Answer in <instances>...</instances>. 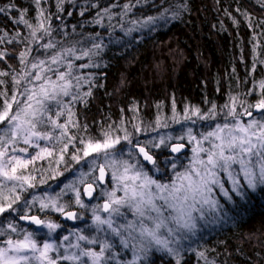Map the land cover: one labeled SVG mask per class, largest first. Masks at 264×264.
Listing matches in <instances>:
<instances>
[{
  "label": "trees",
  "instance_id": "16d2710c",
  "mask_svg": "<svg viewBox=\"0 0 264 264\" xmlns=\"http://www.w3.org/2000/svg\"><path fill=\"white\" fill-rule=\"evenodd\" d=\"M126 4L131 7L125 13ZM0 9H3L0 11V53L3 54L0 73H5L0 75L3 81L0 110L4 100L11 101L13 96L22 105L24 90L36 74L47 71V63L53 69L45 76L55 81L58 73L69 71L71 63V94L61 96V105L53 104L43 119L50 116L66 125V129L73 121L74 128L67 129L65 134L75 141L69 150L73 156L83 146L82 140H102L106 132L113 138H122L124 130L131 133L133 125H141L142 132L132 138L133 143L139 141L147 146L161 174L153 176L151 170L155 168L143 163L144 170L158 182H170L172 163L184 165L185 160L171 151L169 143L191 147L184 137L183 142L176 143V134L185 136L188 130L193 136H199L200 131L207 134L215 125L229 123L226 114L231 109L242 106L251 111L264 99V89L260 87L264 82V0H140L139 3L137 0H39V3L37 0H0ZM161 14L164 18L155 24L137 23ZM21 17L32 27L21 22ZM33 30H36L35 36ZM49 44L54 47H47ZM97 44L101 47L95 48ZM69 49L73 50L71 54ZM84 52L89 55L84 56ZM53 57H58L55 64ZM41 61L44 63L40 64ZM34 63L38 67L31 69ZM14 78L20 83L16 84ZM73 96L77 99L73 100ZM196 110L199 114L193 113ZM240 111L235 112L237 119ZM58 112L62 114L57 115ZM159 120L171 122L173 126L169 129L174 136L165 134V144L158 148L149 142L159 144L160 139L153 138L147 129ZM241 121L247 122L244 116ZM186 125L189 129L184 128ZM44 126L41 128L50 129ZM114 152L118 159L131 161L124 152ZM133 152L136 153L135 149ZM70 160L59 166L47 161L36 163L30 171L36 184L46 180V185L52 183L49 179L54 173L52 169L62 174L55 192L69 210L76 209L79 215L83 214L86 222L77 221L75 225L61 223L59 219L56 222L65 230L81 231L92 237L94 233L87 226L91 216L86 213V204L100 205L106 200L100 193L110 186V179L104 188L98 186V160L92 163L90 176L82 162L71 165ZM105 167L110 174V167ZM87 184L97 187L91 202L85 200L82 191ZM77 191L84 207L76 203ZM21 196L23 201L37 198L33 190ZM249 197L246 202L233 194L232 202L219 197V209L210 211L209 220L199 222L195 235L189 233L177 244L179 257L152 249L147 260L139 264H176L177 258L180 264H264V191L258 188L256 193L249 192ZM24 211L40 219L48 214L34 204ZM22 214L17 212L18 216ZM213 214L220 219L216 221ZM10 216L14 222H10ZM118 221L123 223L121 219ZM9 223L18 230L13 233L16 238L24 229L37 233L38 228L28 229L14 214L1 216L0 228L8 227ZM82 225L85 227L81 228ZM109 240L112 242V238ZM115 241L116 247L106 253L115 259L108 264H127L129 248L125 249L116 238ZM57 264L79 262L59 259Z\"/></svg>",
  "mask_w": 264,
  "mask_h": 264
},
{
  "label": "snow or ice",
  "instance_id": "6c2138e0",
  "mask_svg": "<svg viewBox=\"0 0 264 264\" xmlns=\"http://www.w3.org/2000/svg\"><path fill=\"white\" fill-rule=\"evenodd\" d=\"M140 0H137L139 3ZM39 3V0H37ZM131 5H125V13L130 10ZM3 11V9H0ZM42 15V13H41ZM164 14L159 17L149 16L143 21L137 22L142 26H148L155 24L157 20L163 19ZM21 22L25 23L29 28L32 25L28 24L26 20L21 17ZM40 27H43L41 21ZM134 29H129L132 31ZM36 30H33L32 35L35 36ZM47 47H54V45H47ZM100 48L99 44L94 46ZM71 53L73 50H67ZM3 54L0 53V56ZM84 56H88L89 52H84ZM24 53L21 54L23 58ZM78 59L81 57H77ZM58 61V57L52 58V63L55 64ZM41 61L40 64H43ZM90 65H83L88 67ZM33 68L38 65L33 64ZM73 65L68 64V72L58 73L57 80L53 81L51 78H47L43 83L39 85V90L36 87L25 89V100L21 105V101L17 100L16 96L4 100L2 110H0V124L7 122V127L0 129V216L5 213L11 215L12 213L24 212L19 216L20 220L28 221L30 224L37 226V228H46L48 235L55 233L61 225L40 219L35 215H28L25 209H30L32 204L36 202L37 198H33L31 201L25 200L20 207H14L20 203L22 197L16 193L17 183L21 190L24 189V185L28 187H34L31 181L34 177L25 176L21 170L28 167L30 163H33L36 159H42L43 154L52 155V152L48 148L41 147L40 152L31 159L25 160L21 156L9 155V145L17 143L18 139H22L23 143L30 146L40 147L38 143L40 140H50L51 136L48 132H40L38 126L45 123L43 116L45 112L51 110L53 104L59 106L62 101L61 96H69L71 94L72 80L71 69ZM5 75V73H0ZM15 79V78H14ZM42 77L37 74L35 80L40 81ZM77 81L80 77H75ZM62 82V83H58ZM3 83V81H0ZM15 83L19 84L20 80L15 79ZM260 87L264 89V82ZM87 93L86 95H90ZM6 95V94H5ZM73 100L77 97L73 96ZM13 103L20 105L18 110L13 114ZM257 110H264V99H261L259 103L254 105ZM214 112V109H213ZM62 113L58 112L57 115ZM195 114H199V110H196ZM246 114L251 116L252 113L246 110ZM227 116L233 118V123L225 122L223 125L217 124L214 131L209 132L206 136H202V139L197 140L195 136L191 134L189 130V140L195 141V147L192 151L194 153L190 166L183 172H176L175 179L171 183H159L156 179H153L144 170V164L141 160L136 159L135 163H131L129 160L118 159L114 151L116 146L121 143V137H112L110 132L104 134L103 141H92L83 143L84 149L83 157H88L93 153H103L105 159L109 162V166L113 168L112 178L117 181L119 187L115 190L106 193L107 202L103 205V211L109 213L107 218H102L96 214L93 209V225L98 231H103L105 225L110 232L120 237V243L125 249L129 248V240L137 241L131 245L134 258L127 262V264H139L142 260H147L148 253L152 250L153 246H158V250H163L168 255L179 257V251L173 247H170V243L179 244L182 239L187 237L183 235L182 230L195 235L196 217L193 216L194 212H200V218L203 219V205L211 202L215 207L218 201H210V194L213 193V186L220 190L227 200L232 202V194L240 197L242 201L250 199L249 192L256 193L259 188L260 191H264V119H253L249 122L242 123L235 119V109H231ZM189 117H186L188 119ZM204 118V117H201ZM52 125L65 129L62 135L66 134V125L59 124L57 121L48 117ZM123 140L127 142L131 147L128 149L130 157L134 155L141 156L143 161L153 165L156 171H159L157 161L153 155L150 154L147 146L141 145L139 141L135 144L131 138V134L126 130ZM136 131L139 132L140 128L137 127ZM210 141V147L204 148L202 146L203 141ZM170 140L171 137H168ZM183 139V137H181ZM71 142V141H70ZM152 147H160L165 144V138L161 137L159 144H152ZM66 144L63 151L67 150ZM184 148L183 144L174 145L171 151L178 153ZM133 149L137 152L134 153ZM16 148H12V152H16ZM20 152H27V148H20ZM201 154L206 155V159ZM83 157L74 155L72 159L79 162ZM61 160L63 156L61 155ZM94 163V161H93ZM139 165V167H137ZM171 167L176 168V164L172 163ZM122 169V171H121ZM101 181L104 180L105 170L103 166H100ZM221 173L224 174V178H221ZM243 178V183L241 182ZM53 179L55 177H52ZM225 179L230 184L229 188L225 187ZM5 181L12 182L11 187L8 188L9 195L5 194L4 189L7 185ZM83 182V181H81ZM122 191L123 196H117L116 192ZM92 185H88L85 188V194L89 197L92 196ZM76 203L84 207L83 202L80 200L79 191L76 192ZM160 201L161 203H157ZM200 205V207H197ZM51 207L57 212H60L66 216L69 220L77 219V215L74 212H65L64 207L60 205L57 200L52 199L50 203H40V208L47 209ZM125 207L133 212V215L139 217V228L135 221L120 224L114 227V221L112 214L123 215L121 208ZM165 212L168 215L165 216ZM155 213V216L151 215ZM151 220L153 227H148L144 224V220ZM171 221L175 225V228L168 227L167 222ZM8 227L12 232H16L17 228L13 223H9ZM162 228L167 229L168 236L175 237L174 241H169L167 238H162L160 230ZM23 231L22 239L8 238L3 243L6 247H0V264H57L59 259L78 261L79 264H86L82 259L87 257L90 260V264H108L110 260L115 259L112 255H106L110 253L113 245L107 240L100 247V250L94 251L92 249H81L78 254L57 256L55 259L49 255L50 252H59L57 244L51 241H38L36 239V233ZM127 233V237L123 233ZM134 232H138L137 235H133ZM177 233H180L177 236ZM4 235V231L0 229V236ZM65 241L69 239L68 236H64ZM78 241H86L88 244H96V239H89L83 234H77ZM72 248H80V244L69 245ZM200 255H203L201 253ZM176 264H180L179 258L176 260Z\"/></svg>",
  "mask_w": 264,
  "mask_h": 264
},
{
  "label": "rangeland",
  "instance_id": "374dc122",
  "mask_svg": "<svg viewBox=\"0 0 264 264\" xmlns=\"http://www.w3.org/2000/svg\"><path fill=\"white\" fill-rule=\"evenodd\" d=\"M69 54H71V53H69ZM60 63L61 62H58V66L61 65ZM31 69H33V67H31ZM46 69H47V71L45 69L42 72L40 71V76L42 77V79L40 81H37V80H35V77H34V79H32V81H30V84L28 85V87L26 89H28V88L30 89V88H33L35 86L36 87V90L38 91L39 90V85L41 83H43L45 79L49 78V77H46L45 76V73L50 72L53 69V66L50 63H47ZM51 80H53V79H51ZM53 81H55V80H53ZM34 82H36V83H34ZM24 93H25V90H24ZM24 97H25V95H24ZM260 100H259V102H260ZM18 107L17 108H14V105L12 106V113L13 114L18 110ZM238 108L239 109L236 108L235 112L241 110L239 112L240 113L239 117H241V118L239 119V117H238V119L240 120V122H242L241 120H242L243 116H246L247 115L246 114V110L242 106H239ZM254 108L255 107L253 106V108H252V110L250 112H252L254 110ZM193 113L195 114V112H193ZM193 116H195V115H193ZM227 118L229 120V123H233V118L232 117L227 116ZM235 119L238 120L236 117H235ZM253 119H257V120L264 119V110H262L261 113L256 114V117H252L251 119H246V121L249 122V121H251ZM52 120H55V119H52ZM44 121H49V120L46 118ZM207 123H208V121H207ZM1 125H4V126H1ZM44 125L48 126L50 129L45 130L44 128H41ZM220 125H223V124H220ZM0 126H1L0 129H3V128L7 127V122H5L4 124H0ZM171 126H173L171 124V122H163V121H160L159 120V121L155 122V124L153 125V127H149L147 130L150 132V134L153 136V138L160 139L161 137H164L165 134L166 135L171 134L169 136H172L174 134L173 131H171L169 129V127H171ZM48 127H45V128H48ZM137 127L140 128V131L139 132L136 131V128ZM215 127H216V125L213 128H211V130H208L207 131V134L209 132H211V131H214L215 130ZM69 128H74L73 121H71L70 124L68 123L67 129H69ZM132 128L133 129H132L131 133H129V134H131V138L138 137L141 134V132H142L141 125L140 126L133 125ZM184 128L189 129L187 125L184 126ZM67 129H66V131H68ZM38 130L40 132H42V133L43 132H48L50 134V136H51V139L50 140H40V141L35 142V143H38L40 147L26 145V144L23 143L22 139H18L16 144L9 145V147H8L9 155L21 156L25 160L31 159V157L36 156L37 153L40 152V148L41 147L48 148L49 151L52 152V155H50V156L49 155H46V154H43V158L42 159H36L33 163H30L27 168L22 169L21 172L25 176L34 177V174H33V172L30 171V168L32 166H34L36 163H43V162H46L47 161L51 165L59 166V165H62L63 162H67L68 163L69 160L73 157V154L69 150L71 148H73L72 145L75 144V141L72 138H68L65 134L62 135V133L65 132L64 129L57 128V127L53 126L52 123H51V121H49V123H46L45 122V123L39 125L38 126ZM55 132H58V133H55ZM174 132H175V130H174ZM53 133H55L56 137L53 136ZM186 133H185L186 134L185 136H181V134H176V143H178L180 141L183 142L182 139H181V137H184V138H186V139L189 140V135H188L189 130ZM207 134L204 133V131H200V135L199 136H197V135L196 136L194 135V136L197 138V140H200V139H202V136H206ZM124 135H125V133H123V136ZM122 138H121V143L118 144L116 146V148L114 150H112V151L119 150V151H122V154L124 152L125 154L129 155L128 149L131 146L128 145L127 142L124 141ZM87 141L88 140H85V142H87ZM94 141H103V139L102 140H94ZM210 141L211 142H214V141H212V138H210V140H208V141H203L202 146L204 148H209L210 147ZM189 143L191 144L190 145L191 147H189V146H187L186 144L183 143L184 148L181 149L180 152L176 153V155H178V157H181V159L183 161L185 160V162H183V164L184 163L185 164L182 165L179 162L176 163V168L175 169L172 168V172L170 174L172 180L175 179V173L176 172H183L186 168H188L190 166V163H191L192 158H193V155H194L192 149H193V147H195V141H191L190 142V140H189ZM66 144L68 145L67 150L62 152V149L64 148V146ZM169 144H170L169 145V148L171 149L172 148V145L174 143L171 142ZM84 146L85 145L83 144V146H81V148L79 150L74 151V153H75L76 156L83 157V151L82 150L84 149ZM12 148H16L17 151L16 152H12ZM20 148H27V152L26 153L20 152L19 151ZM188 149H190L189 150V153L186 152V150H188ZM61 155L63 156V160H61ZM201 155H202L203 158L206 159V155L205 154H201ZM130 158H131V161L130 160L129 161L131 163H135V160L136 159H139L138 155H134L133 157H130ZM95 160H98L100 163H103L108 168L110 167L109 166V162L105 159L103 153H100L99 155L96 154V153H93L92 155H90L88 157H83L82 159L79 160V162H77L76 160H73V161L70 160L71 161L70 163H71V165H75V164H80L82 162V165H84L85 168H87L88 175L90 176L92 174V170H93L92 163H93V161L95 162ZM98 164H96V165H98ZM137 167H139V165H137ZM51 169H52V167H51ZM121 171H122V169H121ZM52 172H54V173L49 175V179H50V181L52 179V183L50 182L49 185H46L47 184L46 180H41V181L38 182V184H36L35 183V178H34L31 181V183L34 184V187H28V185L25 184L24 185V189H26V190H23L22 191L21 188H20V186H19V182H16L17 183L16 193H18V194L21 195L22 193H27L28 191L33 190V193L37 197L36 202L33 203L34 205H36L37 207H40V203L41 202L50 203V201L52 199H55V200H57V202L60 205H62L64 207V210L66 212V211L69 210V206H67L66 204H64L62 202L61 197H58V195H57V193L55 192V189H54L55 186L58 185V182L61 180V178H62L61 175L62 174H60V172H57L56 170L54 171L53 169H52ZM112 172H113V168L110 167V174H111L110 175V178H109L110 179V186L109 187L106 186V189L105 190H102L101 193H100V195L103 198L106 199L105 201H107V199H108L107 196H106V193L111 192V191L115 190L117 187H119L117 181H115L112 178ZM151 172H152L153 176L154 175L161 174L160 173V169H159V171H156L155 169H152ZM220 175H221V178H224V174L223 173H221ZM52 177H55V178L53 179ZM77 179L80 180L81 177L79 175H77ZM153 179H156V178L154 177ZM171 182L172 181H170V182H159V183H171ZM241 182L243 183V178L242 177H241ZM4 183L7 185V187L4 189L5 194L6 195L11 194V193L8 192V188L11 187L12 182L5 181ZM41 185H42V187H41ZM225 187L226 188H229L230 187V184L227 182L226 179H225ZM59 188H60V186L57 189L59 190ZM39 189H40V191H38ZM46 190H47V192H46ZM44 192H46V193H44ZM116 195L117 196H123V192L122 191H117L116 192ZM233 195H235V194H233ZM219 197L220 198H225L223 195H221L220 190L218 188H216L215 186H213V193L210 194V201H212V200H216L217 201L219 199ZM23 202L24 201L21 199L20 203L17 204V205H14V207H20L23 204ZM157 203L159 204L161 202L160 201H157ZM197 207H200V205H197ZM219 207L220 206L218 204L215 207H213L212 204H211V202L209 204H204L203 205V208H202V211H203V219L209 220L210 217H211L210 211L215 212V211H217L219 209ZM93 209H95L96 214L100 215L102 218H107L109 216V213H105L103 211V206L102 205H99L98 203H96V204H93V205L89 206V205L86 204V213L87 214H90V216H91L90 222L87 224V226H89L90 232L91 233H94V234H92V237L89 236V235H87V234H85V233H83V232H81V231L79 233H76V231L75 230H72V229L65 230L64 227L61 226L60 228H58L56 230L55 233H52L51 235H48V230L46 228H38V229H35L37 231V233H36L37 234L36 235V239L37 238H40V240H38V239L37 240L38 241H41V242H43V241H51V242H54L55 244H57L58 246H60L59 247V252H50L49 253V255L52 256L54 259L57 256H61V253L62 252H65L66 254H69V255H72L73 253L78 254L81 249H85V250L92 249V250L98 252L100 250V247L103 245V243L106 240L113 245V248L112 249H114L116 247V243H117L115 241V238L118 239V241H120V237H117V236L113 235L110 232V230L107 228V225L103 226L104 227V230L103 231H98L97 230V228L93 225ZM43 210H47L48 214H45V216L42 218V220L52 221V222H55V223L59 224L58 222H56V220L59 218V216L62 215V213L55 211L51 207H49L47 209H43ZM121 213H123V215L112 214V218H113V221H114V227L120 225V222L118 221V219H121L123 221L122 224H126V223H129V222L135 221L136 224H137V228H139V219L140 218L134 216L133 215V212L130 209L125 208V207H122L121 208ZM5 214H7V213H5ZM12 214H14V217L17 216V213H12ZM151 215L155 216V213H151ZM167 215H168V212H165V216H167ZM193 216L196 217V228H195V230H196L198 228V226H199V222L202 224L204 220L200 218V212H194L193 213ZM55 217H56V219H55ZM213 218L216 221L220 219L219 216L214 215V214H213ZM8 219L10 220V222H14V220H15L13 218V216H10V218H8ZM78 219H79L78 221H80V222L83 221L84 224H85L86 221H85V217H84L83 214H80L78 216ZM0 221H1V216H0ZM144 224L147 225L148 227H153V223H152L151 220L145 219L144 220ZM167 224H168V227L175 228V225L172 224L171 221H168ZM84 227H85V225H82L81 228H84ZM0 229H2L4 231V235L0 236V247H6V245L3 242L6 241L8 238H12V239H18V238L19 239H22L23 238V234H24L23 231H22V233H21L20 236H19V233H18L17 234L18 237L16 238V237H14V234H13L15 232H12L9 227L6 226L5 228H0ZM7 231H8V233H7ZM182 232H183V235H185L186 237L190 233V232H187L185 230H182ZM99 233H100V235L98 237V234ZM77 234H83V235L87 236L89 239H96L98 242L96 244H88L86 241H78L77 240ZM123 234H124L125 237H127V233L126 232L123 233ZM133 235H137L138 236V232H134ZM160 235L162 236V238H167L169 241H174V239H175V237L168 236V233H167V229L166 228H162L160 230ZM179 235H180V233H177V236H179ZM64 236H68L69 239L67 241H65L63 239ZM109 236H110V238H112V242H111V240H109L110 239ZM77 243L80 244V246H81L80 248H72V247H69V245H75ZM133 243H137V247L139 246V244H138L137 241L129 240V250H130L131 254L128 257L125 256V258L127 257L128 262L131 261V259L134 258V253H133V250H132V247H131V245ZM170 247H173V248L176 249L177 248V243H174V242L173 243H170ZM97 248H99V249H97ZM152 249L158 250V246H153ZM158 251H163V250H158ZM82 259L83 260H87L89 263L87 261H85V262L87 264H90V260H88L87 257H83ZM71 261L72 260H70V262Z\"/></svg>",
  "mask_w": 264,
  "mask_h": 264
},
{
  "label": "bare ground",
  "instance_id": "6f19581e",
  "mask_svg": "<svg viewBox=\"0 0 264 264\" xmlns=\"http://www.w3.org/2000/svg\"><path fill=\"white\" fill-rule=\"evenodd\" d=\"M254 111V110H253ZM253 111L251 112V113H253ZM256 116V114H254L252 117H255ZM251 117V118H252ZM250 118V119H251ZM135 151L137 152V150L135 149ZM151 155H153V154H151ZM139 157V159L141 160V162L142 163H144L145 165H147V167H149V168H151V167H153V165L152 166H150V165H148V164H146L143 160H142V158L140 157V156H138ZM153 157L155 158V156L153 155ZM155 160H156V158H155ZM100 165H102V166H104L103 164H98V169H99V167H100ZM105 167V166H104ZM106 168V167H105ZM106 170H107V172H108V179H107V182H108V180H109V178H110V174H109V171H108V169L106 168ZM97 183H98V186H101V187H103L102 185H100L99 184V182H98V170H97ZM87 185H89V184H87ZM87 185H85V186H83V189H82V191H83V193H84V188L87 186ZM90 185H93V184H90ZM106 185H107V183H106ZM106 185H104V187L106 186ZM94 187H95V190H94V192H93V198H94V196H95V194H96V192H97V187L95 186V185H93ZM103 187V188H104ZM84 198H85V200L87 201V202H91L92 200H93V198L91 199V200H87L86 199V196H85V193H84ZM30 201V200H29ZM105 202H107V201H103L100 205H104V203ZM69 211H75L76 212V215H77V217L79 216V214H78V211L76 210V209H74V210H69ZM67 212V211H66ZM28 215H35V214H28ZM63 215V214H62ZM62 215L61 216H59V221L61 222V223H64V224H72V225H75L76 223H77V221H78V218L76 219V222L75 223H69V222H62L61 221V217H62ZM20 216V215H19ZM19 216L17 215V219H18V221L20 222V223H22L21 221H20V219H19ZM36 216V215H35ZM24 226H26L28 229L29 228H32V227H35V228H37L35 225H29V224H24V223H22Z\"/></svg>",
  "mask_w": 264,
  "mask_h": 264
},
{
  "label": "water",
  "instance_id": "95a60500",
  "mask_svg": "<svg viewBox=\"0 0 264 264\" xmlns=\"http://www.w3.org/2000/svg\"><path fill=\"white\" fill-rule=\"evenodd\" d=\"M261 111L262 110H257L256 108H254V111H253V113H252V115L251 116H249V115H246V116H244V118L245 119H250L254 114H259V113H261ZM141 157V156H140ZM142 158V157H141ZM155 159V158H154ZM142 160H143V158H142ZM145 162V161H144ZM146 164H148V165H150V166H152L151 164H149V163H147V162H145ZM100 166H102V165H100ZM104 167V166H103ZM99 169H100V167H99ZM98 169V182H99V184L100 185H102V186H104V185H106V183H107V179H108V172H107V170H106V168L104 167V170H105V176H104V180L103 181H101L100 179H99V177H100V170ZM88 186V185H87ZM86 186V187H87ZM85 187V188H86ZM85 188H84V193H85ZM92 189H93V192H94V190H95V187L92 185ZM93 192H92V196L91 197H89V196H87L86 194H85V196H86V199L87 200H91L92 198H93ZM67 212H74V213H76L75 211H67ZM105 213H107V212H105ZM39 217V216H38ZM40 218V217H39ZM22 223H24V224H29V225H32V224H30L28 221H24V220H20ZM61 221L62 222H69V223H75L76 222V219L75 220H69V219H67L66 218V216L63 214L62 215V217H61ZM37 227V226H36Z\"/></svg>",
  "mask_w": 264,
  "mask_h": 264
}]
</instances>
